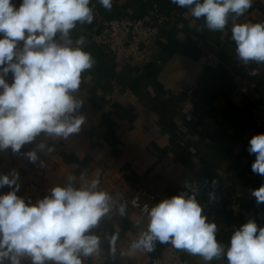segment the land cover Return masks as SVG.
<instances>
[{
  "label": "crops",
  "instance_id": "obj_1",
  "mask_svg": "<svg viewBox=\"0 0 264 264\" xmlns=\"http://www.w3.org/2000/svg\"><path fill=\"white\" fill-rule=\"evenodd\" d=\"M17 6L21 0H13ZM109 11L98 0H91L94 20L78 24L72 31L73 40L86 37L83 46L94 57L93 68L82 73L76 97L83 101L76 113L85 116L79 133L67 140L53 141L43 134L32 144L24 145L21 153L11 149L0 151V174L15 169L19 173L17 193L25 202H35L49 194L51 187L63 184L68 175L86 179L100 178V185L113 196V218H102L98 233L108 257L106 264H151L167 244L157 243L151 253H128L129 243L146 227L147 217L126 209L118 213L119 203L141 184L157 195V203L188 191L185 184L198 187L197 201L209 222L218 226L217 238L227 244L231 233L255 220L264 227V203L238 197L244 189H256L264 177L255 174L249 154L250 138L264 133L252 123L251 107L264 103V65H244L236 58L231 39V23L223 32H212L204 19L193 18L185 8L170 0H112ZM159 16L167 21L157 38L143 44L151 62L138 65L134 61L112 57L96 46L93 37L104 29V22L131 19L145 24L156 23ZM264 20V0H253L252 8L238 22ZM212 53L205 63L201 57ZM256 69L258 74L246 82L249 93L235 97L231 81L237 74ZM11 82L12 76L6 78ZM186 109L194 118L187 123L180 112ZM188 131L182 135L180 126ZM44 141L54 146L51 154L38 153L44 167L31 163L23 153ZM193 147L195 153H189ZM218 183L213 186L212 181ZM11 189L0 188V195ZM216 200H209V193ZM154 204V205H155ZM141 222L137 225L136 220ZM119 235L115 255L109 239ZM185 264H206L199 256L179 250ZM211 264H227L214 259Z\"/></svg>",
  "mask_w": 264,
  "mask_h": 264
},
{
  "label": "clouds",
  "instance_id": "obj_2",
  "mask_svg": "<svg viewBox=\"0 0 264 264\" xmlns=\"http://www.w3.org/2000/svg\"><path fill=\"white\" fill-rule=\"evenodd\" d=\"M107 10L112 0H98ZM185 8L212 32H223L231 23L236 58L244 65H264V20L238 22L252 8L253 0H170ZM91 0H0V151L21 153L42 134L53 141L67 140L79 133L85 116L76 113L83 101L76 97L82 73L96 63L85 51L86 37L73 40L77 25L91 24ZM11 74L12 80L6 78ZM51 154L54 146L43 140L23 153L29 162L44 167L38 153ZM255 155L253 173L264 177V133L253 135L247 148ZM19 173L13 169L0 174V264H84L101 252V237L93 233L102 218L113 210V196L100 187L97 176L86 179L68 175L65 182L50 188L35 202L18 196ZM218 182L212 181L215 186ZM188 191L165 198L146 210V227L129 243L128 253H151L157 243L171 244L206 264L224 258L227 264H264V227L249 219L231 233L227 244L217 238L218 226L209 222L197 201L198 187L185 184ZM256 203H264V184L253 189ZM213 192L209 200H216ZM127 203L118 213L126 214ZM137 219V225L140 224ZM119 235L109 239L116 252Z\"/></svg>",
  "mask_w": 264,
  "mask_h": 264
},
{
  "label": "built area",
  "instance_id": "obj_3",
  "mask_svg": "<svg viewBox=\"0 0 264 264\" xmlns=\"http://www.w3.org/2000/svg\"><path fill=\"white\" fill-rule=\"evenodd\" d=\"M167 21L165 16H159L156 23L145 24L131 19H114L104 22V29L93 37L97 47L106 54L125 60H131L138 65L151 62L150 53L144 49L143 44L157 38L162 25ZM2 38V37H0ZM213 58L212 53H205L201 57V62L205 63ZM258 74L256 69L247 70L244 75L237 74L231 81V92L235 97L246 96L249 93V87L246 82ZM252 123L259 130L264 131V103H256L251 107ZM181 117L187 123H193L194 118L186 110L182 109ZM182 135L186 134L188 129L182 125L179 128ZM189 153L194 154L195 149L190 147ZM101 189L104 190L102 185ZM253 189H244L238 192V197L245 201H252L255 197L251 195ZM157 195L147 191L141 184H136L132 191L125 197L127 209L135 211L140 217H146V210L150 209L157 202ZM107 219L113 218V210L105 216ZM99 227V225H98ZM98 227L94 228L93 233L99 235ZM100 236V235H99ZM107 254L103 247L101 238V252L97 257H89L84 260V264H106ZM151 264H185L182 255L178 249H175L170 243L166 245L162 253L150 260ZM7 264V262H6ZM22 264H31L30 260L25 259Z\"/></svg>",
  "mask_w": 264,
  "mask_h": 264
}]
</instances>
